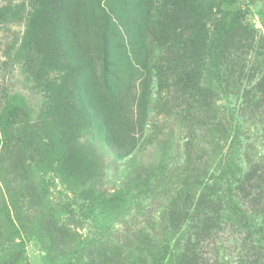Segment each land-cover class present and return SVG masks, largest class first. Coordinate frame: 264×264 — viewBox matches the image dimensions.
I'll return each mask as SVG.
<instances>
[{
	"label": "rangeland",
	"instance_id": "374dc122",
	"mask_svg": "<svg viewBox=\"0 0 264 264\" xmlns=\"http://www.w3.org/2000/svg\"><path fill=\"white\" fill-rule=\"evenodd\" d=\"M232 1L210 27L242 62L205 89L212 113L188 89L190 0L160 54L142 0H0V264H64L72 237L162 222L179 227L164 264H264V0Z\"/></svg>",
	"mask_w": 264,
	"mask_h": 264
},
{
	"label": "trees",
	"instance_id": "16d2710c",
	"mask_svg": "<svg viewBox=\"0 0 264 264\" xmlns=\"http://www.w3.org/2000/svg\"><path fill=\"white\" fill-rule=\"evenodd\" d=\"M182 3L183 0H142V5L146 6L149 9L148 11L153 12V15H147V19L154 20L153 25L155 30L151 32V35L153 36L152 40L155 42L154 47L157 49L158 54L162 53L165 49V41L167 39L165 35V26L167 24V19L172 17L176 12L180 13V11H182ZM224 3L231 6L233 1L228 0L225 2L224 0ZM214 9L212 0H190V10L194 23L190 32V40L187 42L190 45V58L192 66L194 67L192 77L188 79V89L192 99L191 104L195 105L194 109L196 111H201L203 108H206L212 113L216 111L214 110L215 105L208 103L207 96L209 95L207 93L209 92L205 91V89L210 86L215 89L217 84L221 85V82H226L225 79H221L223 73L219 67L225 60L227 62L230 61V64L236 59L242 62V58L237 55L239 51L238 46L239 43H241L236 40L235 36L238 35L233 34V31L224 35L219 32L218 37L214 38L217 33L212 31L210 27V25L214 24L216 21L214 19ZM235 15L236 14H233L234 19ZM188 16L190 19V13ZM234 19L232 21V29L239 25L238 20ZM207 26H209L210 29L207 28ZM227 73L229 76L230 72L227 71ZM202 74H205L209 80L205 86L200 85L201 82L199 78ZM227 78L228 77H226V79ZM227 81H229V79ZM262 85L264 86V80ZM254 89H258L260 92L263 87L261 84H257L252 88V90ZM246 95L247 92L244 97H251L250 94L247 97ZM254 100L253 103L261 105L264 101V94H256ZM253 108L256 109V106ZM221 111L225 114V110L222 109ZM194 119L195 117H193L191 121ZM204 126L205 125L202 123L198 130H201ZM205 131H207L206 126L202 129V132ZM190 157L191 155L186 154L187 160H189ZM200 175L206 176L204 173H200ZM9 212V208H7V206L6 208L4 207L3 216H6L5 219L12 225V218L9 217ZM119 226L120 227H116L111 224L102 226L101 228L105 230L107 235H103V237L94 241L80 240L77 239L76 236L72 237L65 242L67 245V247L65 246L64 248L66 252L61 257V260H64V264H80L87 258L86 254L89 251L98 248L104 249L118 261L122 260L120 264H164L163 260L169 255V252L172 254V257H175L173 254L176 253V249L173 248L171 242L179 233V227H176L174 223L162 222L161 224L149 226V231L154 234L152 236L150 233L143 231L141 234L133 235L124 229V225Z\"/></svg>",
	"mask_w": 264,
	"mask_h": 264
}]
</instances>
